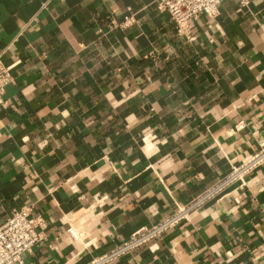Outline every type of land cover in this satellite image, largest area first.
<instances>
[{
  "label": "crops",
  "instance_id": "0c3cea01",
  "mask_svg": "<svg viewBox=\"0 0 264 264\" xmlns=\"http://www.w3.org/2000/svg\"><path fill=\"white\" fill-rule=\"evenodd\" d=\"M190 22L193 40L156 0H0V222L41 218L12 264H90L264 143V0ZM101 264H264V161Z\"/></svg>",
  "mask_w": 264,
  "mask_h": 264
},
{
  "label": "built area",
  "instance_id": "2783aa9c",
  "mask_svg": "<svg viewBox=\"0 0 264 264\" xmlns=\"http://www.w3.org/2000/svg\"><path fill=\"white\" fill-rule=\"evenodd\" d=\"M221 1L222 0H156V4L159 9L169 13L174 20L175 29L179 34L184 35L188 40H193L195 34L192 31L190 20L201 13H205L210 17L217 15L218 5ZM241 1L247 3V0ZM132 21L133 16L126 15L120 23V26L129 25ZM11 67V64H4L0 60V107L4 106L6 103L4 90L5 86L12 80ZM241 127H243L241 121L235 125V129ZM263 161L264 143L260 145L257 151L246 155V158L239 166H232V171L226 177L208 188L191 202L178 205L176 211L172 215L160 222L150 226L144 225L136 229L127 240L123 241L109 252L94 259L90 264H101L112 260L157 236L166 228L186 218L189 211L201 204L206 198L215 194H220L227 184L236 178L241 179L243 173L251 170ZM40 221L41 218L39 216H32L30 214L29 207H24L14 211L5 220L0 222V264L22 262V254L29 251L31 246L41 239V234L36 229ZM67 231L74 238L78 237V233L71 225L67 228Z\"/></svg>",
  "mask_w": 264,
  "mask_h": 264
}]
</instances>
